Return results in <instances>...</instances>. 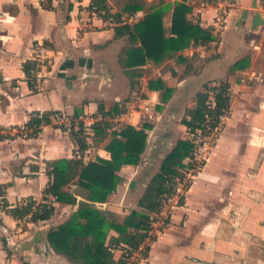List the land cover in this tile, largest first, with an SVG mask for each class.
<instances>
[{"label": "crops", "instance_id": "crops-1", "mask_svg": "<svg viewBox=\"0 0 264 264\" xmlns=\"http://www.w3.org/2000/svg\"><path fill=\"white\" fill-rule=\"evenodd\" d=\"M106 1L109 13L102 11V16L95 7L87 9L91 0H51L50 7L44 0H0V127L24 126L36 111H56L66 120L76 113L93 134L90 126L102 116L100 110L111 127L98 144L88 138L82 156L87 163L97 156L109 158L104 145L110 132L126 124H151L140 161L122 166L116 191L106 202L96 203L118 212L121 202H111L113 197L120 192L125 202L136 197L129 206L135 208L160 160L186 136L180 120L193 108L196 92L204 83L226 80L231 89L229 113L182 203L173 196L157 216L166 213V223L141 264H264V0H186L191 7L188 19L211 28L216 38L132 68L125 67L126 52L139 42L131 41L128 33L115 35L114 27L132 26L159 0H145L143 9L121 13L119 22L112 14L121 11L120 0ZM161 1L171 4L163 17L168 35L173 5L183 0ZM41 46L50 63L39 70L41 86L32 92L22 63ZM238 61L245 67L231 69ZM131 70L139 74L133 87ZM158 78L162 88L171 89L166 101L164 89L148 86ZM144 107L152 110L150 117ZM177 115L179 122L171 123L168 118ZM74 153L68 131L52 124L42 126L35 137L0 140V185L5 186L7 202L14 206L26 197L40 201L49 179L47 163ZM141 179L142 187L135 181ZM68 190L76 203L54 202L51 217L38 223L28 217L15 220L0 207V264H74L46 238L50 228L85 200L76 184ZM158 225L153 221L155 229Z\"/></svg>", "mask_w": 264, "mask_h": 264}, {"label": "trees", "instance_id": "trees-1", "mask_svg": "<svg viewBox=\"0 0 264 264\" xmlns=\"http://www.w3.org/2000/svg\"><path fill=\"white\" fill-rule=\"evenodd\" d=\"M186 0L175 2L172 8L169 34L165 33L163 17L171 8L170 3L159 0L157 7L150 6L143 19L129 26L119 24L114 27L115 35L129 34V39L138 41L137 46L127 49L125 67L132 68L143 65L147 60L157 63L172 53L181 51L189 45H206L216 36L211 28H203L197 22L188 19L187 14L191 7ZM122 6L120 12H115L112 17L117 19L121 13L132 14L143 9L145 0H120ZM50 1L44 6L50 7ZM95 7V8H94ZM100 13H109L106 0H91L87 9H93ZM244 61L236 62L231 69H243ZM36 59H27L22 63V70L27 84L32 92H37L36 77L39 71ZM131 74V76H130ZM139 74L129 71L131 86H135ZM149 88L160 89L164 87L158 79L149 80ZM164 89L162 97L166 101L171 94L170 88ZM231 105V89L226 80L216 83H204L196 92L194 106L187 110L180 120L186 127V136L177 139L171 149L162 158L157 171L151 176L145 185V189L136 207L130 209L119 222L115 221L114 213L96 206V203L106 202L122 182L118 174L124 165H136L146 148L147 133L151 124L142 123L140 127L131 124L122 126L119 130L110 132V139L104 145L109 153V158L97 156L94 161L84 163L82 156L88 148V138L92 137V143L98 144L109 135L111 122L104 117L95 120L90 128L93 134H89L84 122L77 119V114L69 117L68 125L55 124L56 111L34 112L24 126L29 128L27 137H35L41 131V127L47 124L67 130L68 135L75 146L72 158H60L47 163L46 174L49 179L43 189V198L47 194L56 197V201L66 204H75L76 196L68 190L70 184H76L83 192V201L78 202L77 209L62 223L47 231V241L51 248L63 254L74 264H124L131 254L138 250L139 245L148 236V231L153 226V221L164 209L168 200L179 191L189 187L192 176L203 166L204 161L198 162L196 150L198 139L213 133L216 127H221L222 118L229 113ZM200 131L197 137L196 131ZM191 179H187V176ZM187 177V178H186ZM184 193V192H183ZM183 195L179 203H182ZM0 207L14 218L22 220L28 217L33 223L45 221L54 213V207L41 205L40 201L32 197L23 198L19 203L11 206L5 198V186L0 185ZM113 230L116 235H109ZM156 236L153 237V241ZM150 246V245H149ZM149 246L139 250V258L145 259ZM115 250L120 251L118 257H114ZM148 264V263H144Z\"/></svg>", "mask_w": 264, "mask_h": 264}, {"label": "built area", "instance_id": "built-area-1", "mask_svg": "<svg viewBox=\"0 0 264 264\" xmlns=\"http://www.w3.org/2000/svg\"><path fill=\"white\" fill-rule=\"evenodd\" d=\"M44 1L47 2V1H51V0H44ZM217 22H218V25L221 26V16H219ZM45 51H46V48L44 46H41V47H39L37 49L35 55L33 56V58L37 60L38 66H39L40 69L43 68V67H47V65H49V63H50L49 58L45 55ZM41 82H42L41 76L39 75V71H38L37 77H36V87H37L38 90L40 89ZM144 111H145L147 116H149V117L151 116V114H152V110L151 109H149L148 107H144ZM55 118H56L57 123H64V124L68 125L69 120H66V118H63L62 116H57V115H56ZM101 118L102 117L99 116L98 119L101 120ZM223 119H224V117L222 118V123H223ZM115 127L116 126H112V128H115ZM214 130L217 131V130H220V129H219V127H216ZM28 131H29V128H27L26 126L8 127V128L0 127V140L9 139V138H11V137H13L15 135L26 136V133ZM196 133H197V137L199 138L200 137V131L197 130ZM54 202H56V197L54 195H52V194H47L44 198H42L40 200V204L41 205H46L48 207L53 205ZM158 223H159V225L161 227V226H163V224L165 222L161 220ZM153 237H155V233L153 232V229H150L148 231V236L139 245L138 250L134 251L131 254V256L129 257V259L124 264H141L144 259L143 258H139V255H138L139 253L138 252L144 246H146V245L149 246L151 244V242L153 241Z\"/></svg>", "mask_w": 264, "mask_h": 264}, {"label": "rangeland", "instance_id": "rangeland-1", "mask_svg": "<svg viewBox=\"0 0 264 264\" xmlns=\"http://www.w3.org/2000/svg\"><path fill=\"white\" fill-rule=\"evenodd\" d=\"M47 67H49V65H47ZM210 83V82H209ZM190 107H192V103L189 105V108ZM190 110V109H189ZM57 116H59V115H57ZM181 118V116H176V117H173V118H168L169 119V121L171 120L172 122L171 123H175V122H179V119ZM55 123L57 122L56 121V118H55ZM175 121V122H174ZM160 122H161V120L158 122L159 124H160ZM154 123H155V121H154ZM56 124H59V123H56ZM174 126V125H173ZM219 129H221V128H219ZM219 131L220 130H217V131H213V133H210L209 135H206V136H202V137H200L199 139H198V147H197V150H196V159H197V161L198 162H201L202 160H204L203 158H205V156H206V154H207V151H208V147L211 145V144H213V142H214V140L216 139V136H217V134L219 133ZM150 142V141H149ZM157 156V155H156ZM156 160L158 159V156H157V158H155ZM160 159V158H159ZM162 160V159H161ZM161 160H160V162H161ZM188 177V178H187ZM186 178L189 180V179H191V176H187ZM136 181V183H137V185H139L140 187H142L143 186V183L145 182V179H141V180H135ZM148 182V181H147ZM144 187V189H145V186H143ZM72 190L73 191H76L77 190V188H72ZM144 191V190H143ZM183 190L181 191H179V193L178 194H176V201L177 202H179L180 201V199H181V196L183 195ZM143 193V192H142ZM175 196V195H174ZM125 198L126 197H123V195H122V192H120L119 194H117V195H115L114 197H113V199H112V201L111 202H113V203H117V202H121V206H119V208L121 207L122 208V210H120V211H118V212H113L114 213V215H113V217H114V219H115V221H121L122 220V216H124L123 214H125L124 212H125V210H127L126 211V213L130 210V208H129V206H131L132 205V203L135 201V199H136V197H132V198H130V197H128V200H127V202H125L126 200H125ZM138 199H139V197H138ZM167 204H168V202H167ZM166 204V205H167ZM165 205V206H166ZM100 208H102V209H105L106 207H109L110 208V206H101V205H98ZM164 206V207H165ZM132 209V208H131ZM108 210V209H107ZM109 211H111V209H109ZM165 215H166V213H164L163 215H162V217L160 216L159 218L158 217H156L155 219H154V222H155V220H158V222H160L161 220L162 221H164L165 223H166V219H165ZM157 216H159V214L157 215ZM161 218V219H160ZM165 223L163 224V226L165 225ZM159 226V228L158 229H156L155 230V228H154V226H152V228L151 229H153V232L155 233V236H156V234H157V230H159V229H161V227H163V226H161L160 227V225H158ZM110 232V231H109ZM116 234V233H115ZM109 235H110V233H109ZM108 235V236H109ZM114 252V257H118V255L120 254V251H118V250H115V251H113ZM144 264V263H143Z\"/></svg>", "mask_w": 264, "mask_h": 264}]
</instances>
